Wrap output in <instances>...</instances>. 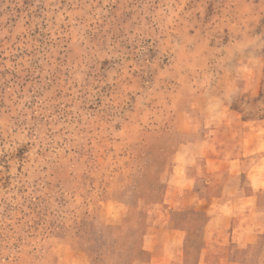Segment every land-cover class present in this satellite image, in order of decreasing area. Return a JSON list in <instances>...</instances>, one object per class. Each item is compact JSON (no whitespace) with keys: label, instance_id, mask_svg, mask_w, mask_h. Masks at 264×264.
<instances>
[{"label":"rangeland","instance_id":"374dc122","mask_svg":"<svg viewBox=\"0 0 264 264\" xmlns=\"http://www.w3.org/2000/svg\"><path fill=\"white\" fill-rule=\"evenodd\" d=\"M259 121L264 0H0V264H193Z\"/></svg>","mask_w":264,"mask_h":264},{"label":"crops","instance_id":"0c3cea01","mask_svg":"<svg viewBox=\"0 0 264 264\" xmlns=\"http://www.w3.org/2000/svg\"><path fill=\"white\" fill-rule=\"evenodd\" d=\"M252 125L235 132V139L218 152H202L208 158L210 180L206 195L197 201L213 204L205 229L212 242L205 244L193 264H264V245L258 255L254 253L264 238V121ZM159 245L151 246V264H186L183 243Z\"/></svg>","mask_w":264,"mask_h":264}]
</instances>
